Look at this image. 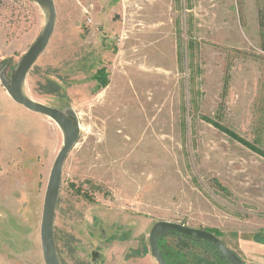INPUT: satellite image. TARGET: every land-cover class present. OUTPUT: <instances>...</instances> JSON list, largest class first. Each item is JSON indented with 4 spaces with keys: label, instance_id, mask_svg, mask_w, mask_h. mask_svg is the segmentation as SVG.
<instances>
[{
    "label": "rangeland",
    "instance_id": "rangeland-1",
    "mask_svg": "<svg viewBox=\"0 0 264 264\" xmlns=\"http://www.w3.org/2000/svg\"><path fill=\"white\" fill-rule=\"evenodd\" d=\"M156 1L53 0L54 32L23 93L79 127L55 206L58 261L156 264L149 233L167 222L264 264V157L231 136L264 154V0ZM45 23L36 3L0 0L7 82ZM62 145L51 120L0 96V264H44L42 206ZM159 250L166 264H224L173 235Z\"/></svg>",
    "mask_w": 264,
    "mask_h": 264
},
{
    "label": "water",
    "instance_id": "water-1",
    "mask_svg": "<svg viewBox=\"0 0 264 264\" xmlns=\"http://www.w3.org/2000/svg\"><path fill=\"white\" fill-rule=\"evenodd\" d=\"M39 5L47 13L44 29L31 46L29 51L22 57L16 69L13 71L10 82L6 81L3 72L0 74V84L10 99L27 111L44 116L51 120L60 129L63 135V145L57 154L48 179L40 222V245L44 264H60L57 258L54 238L53 221L56 201L59 193L61 172L63 164L79 138V127L72 120H76L72 111L62 112L46 107L28 99L23 93L25 78L31 67L36 63L39 56L47 48L54 32L56 12L53 0H30ZM179 234L188 238L202 241L218 252L229 264H246L230 251L213 234L191 229L182 225L160 222L155 224L148 238L149 250L156 264H166L158 246L159 239L167 234Z\"/></svg>",
    "mask_w": 264,
    "mask_h": 264
},
{
    "label": "trees",
    "instance_id": "trees-1",
    "mask_svg": "<svg viewBox=\"0 0 264 264\" xmlns=\"http://www.w3.org/2000/svg\"><path fill=\"white\" fill-rule=\"evenodd\" d=\"M104 82H103V85L101 84V86H104ZM218 127V126H217ZM219 129H220V127H219ZM231 136L233 137V138H235L236 140H238L239 142H241V144H243L244 146H246L247 148H249L251 151H253V152H255V153H257V154H259V155H261V156H263L264 157V154H262V153H259L258 152V150H256L255 148H253L252 146H250V145H248V144H246V143H244L243 141H240L238 138H236L233 134H231ZM168 235H173V236H176V237H178V238H180V239H183V240H185V241H193V242H199V243H204V242H202V241H199V240H195V239H192V238H188V237H185V236H182V235H179V234H173V233H170V234H168ZM160 240V239H159ZM204 244H206V243H204ZM207 245V244H206ZM158 246H159V241H158ZM209 246V245H208ZM211 248V247H210ZM213 249V248H212ZM218 253V252H217ZM222 260L224 261V264H229L224 258H222Z\"/></svg>",
    "mask_w": 264,
    "mask_h": 264
},
{
    "label": "bare ground",
    "instance_id": "bare-ground-1",
    "mask_svg": "<svg viewBox=\"0 0 264 264\" xmlns=\"http://www.w3.org/2000/svg\"><path fill=\"white\" fill-rule=\"evenodd\" d=\"M148 1V0H147ZM156 1V0H155ZM145 2V1H144ZM157 2V1H156ZM157 4V3H156ZM155 4V2H154V4H152L153 6L154 5H156ZM142 5V4H141ZM151 5V4H150ZM145 11V10H144ZM143 11V12H144ZM149 11V10H148ZM159 11H160V9H159ZM151 12V11H150ZM44 14H45V17L47 16V13L46 12H44ZM144 16V15H143ZM158 17H159V15H157ZM161 16H163V15H161L160 14V17ZM144 24H146V23H144ZM147 25V24H146ZM164 27V26H163ZM162 28V27H161ZM164 29V28H163ZM151 31V30H150ZM160 32V29L159 28H157V29H155V30H152L151 32H150V37H155L158 33ZM144 33V32H143ZM160 37V36H159ZM141 49V48H140ZM146 49L148 50L149 48H145V49H143V51H140V52H137V53H144L145 51H146ZM138 51V50H137ZM166 51V50H165ZM136 53V54H137ZM134 55V54H133ZM139 55V54H138ZM135 56V55H134ZM139 59H141V58H139ZM134 61H135V59H134ZM134 63V62H133ZM140 63V62H139ZM134 65V64H133ZM135 67V66H134ZM143 67V66H142ZM136 68V67H135ZM57 126V125H56ZM59 129V128H58ZM60 130V129H59Z\"/></svg>",
    "mask_w": 264,
    "mask_h": 264
},
{
    "label": "crops",
    "instance_id": "crops-1",
    "mask_svg": "<svg viewBox=\"0 0 264 264\" xmlns=\"http://www.w3.org/2000/svg\"><path fill=\"white\" fill-rule=\"evenodd\" d=\"M0 96L3 98V99H5L7 102H11V103H13L14 105H17V104H15L11 99H10V97L8 96V94L5 92V90L2 88V86H1V84H0ZM17 106H19V105H17ZM19 107H21V106H19ZM21 108H23V107H21ZM24 109V108H23ZM25 111H27L26 109H24ZM27 112H29V111H27ZM31 113V112H30ZM38 115V114H37ZM41 116V115H40ZM44 117V116H43ZM45 118V121L46 122H49V119L48 118H46V117H44Z\"/></svg>",
    "mask_w": 264,
    "mask_h": 264
}]
</instances>
